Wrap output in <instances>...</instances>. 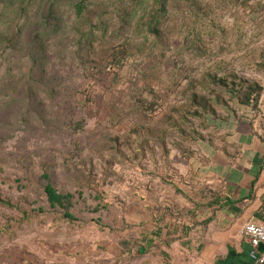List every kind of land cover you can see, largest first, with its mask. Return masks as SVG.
I'll use <instances>...</instances> for the list:
<instances>
[{
    "label": "rangeland",
    "instance_id": "374dc122",
    "mask_svg": "<svg viewBox=\"0 0 264 264\" xmlns=\"http://www.w3.org/2000/svg\"><path fill=\"white\" fill-rule=\"evenodd\" d=\"M151 5L0 0V264H160L190 231L192 158L264 89V0H168L149 33Z\"/></svg>",
    "mask_w": 264,
    "mask_h": 264
},
{
    "label": "crops",
    "instance_id": "0c3cea01",
    "mask_svg": "<svg viewBox=\"0 0 264 264\" xmlns=\"http://www.w3.org/2000/svg\"><path fill=\"white\" fill-rule=\"evenodd\" d=\"M257 100L237 117L226 113L206 154L192 158L191 177L209 206L193 213L189 232L168 242L160 264H251L240 229L264 225V89Z\"/></svg>",
    "mask_w": 264,
    "mask_h": 264
},
{
    "label": "trees",
    "instance_id": "16d2710c",
    "mask_svg": "<svg viewBox=\"0 0 264 264\" xmlns=\"http://www.w3.org/2000/svg\"><path fill=\"white\" fill-rule=\"evenodd\" d=\"M32 0H30L31 2ZM168 0H152V5L150 7V9L144 13V15L141 17L142 19V26L147 27V31L149 33H153L154 31H152L150 25L151 23L156 19L158 20V18L160 17L162 11H164L167 7H166V3ZM11 36H8L6 38L3 39V41L7 42V47L11 48L13 46V42L15 39V33L10 34ZM120 56L124 55L123 51H120V53H118ZM234 95V91L232 93ZM247 103V102H246ZM203 108V112L205 113H214V110L212 108V106H210L206 101L203 103L202 105ZM216 123V122H215ZM220 125V124H219ZM43 177L46 180V183L43 184V192L46 195V198L48 200V203L50 205L51 208L56 209L57 207L62 208L63 210V215L65 218L69 219V220H74L75 217L74 215L70 212L71 206H72V201L69 195H64L61 192H59L56 188L55 185L52 184V182L50 181V176L48 173L44 172ZM173 186V185H172ZM174 187L176 189H178V187L176 185H174ZM0 203H3L7 206H14L16 204H14L10 199L7 198H2L0 197ZM214 202H211L210 205H212ZM209 206V203H197L196 207L197 208H203ZM182 228L184 231L187 232L188 227H184L182 226ZM184 232V233H186ZM141 252V250H140Z\"/></svg>",
    "mask_w": 264,
    "mask_h": 264
},
{
    "label": "built area",
    "instance_id": "2783aa9c",
    "mask_svg": "<svg viewBox=\"0 0 264 264\" xmlns=\"http://www.w3.org/2000/svg\"><path fill=\"white\" fill-rule=\"evenodd\" d=\"M240 234L250 245L251 264H264V225L247 222L241 227Z\"/></svg>",
    "mask_w": 264,
    "mask_h": 264
}]
</instances>
